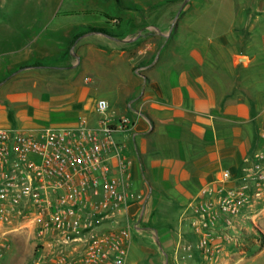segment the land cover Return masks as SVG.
<instances>
[{
	"label": "crops",
	"instance_id": "1",
	"mask_svg": "<svg viewBox=\"0 0 264 264\" xmlns=\"http://www.w3.org/2000/svg\"><path fill=\"white\" fill-rule=\"evenodd\" d=\"M152 1L160 7L152 6ZM184 1L26 0L28 7L22 8H33L37 21L19 32L13 28L7 48L0 51V56L13 61L5 65L9 74L0 81V101L4 103L7 89L6 99L17 109L34 110L36 117H28L24 129L75 126L83 121L94 127L105 117L129 118L128 129L117 138L132 161L133 191L141 176L147 181L137 191L127 217L128 222H136L132 242L134 233L143 237L154 233L162 250L176 223L177 240L171 253H165L164 264H205L210 254L198 248L204 230L194 207L200 190L219 181L223 171L231 173L233 184L244 177L248 160L264 147V56L252 54L253 25L245 36L234 22L228 32L207 37L200 22L206 9H199L195 0L183 6ZM91 2L112 10L105 13L107 22L71 20L77 11L92 14ZM240 4L241 0L235 2V21L243 20ZM249 19L252 22L254 16L249 14ZM90 27L122 36L84 34L71 47L75 36ZM260 41L264 54V34ZM239 57L246 61L239 65ZM56 60V66L45 64ZM36 63L44 66H33ZM101 99L108 101L106 114L97 111ZM9 122L2 110L0 124L13 129ZM144 187L149 191L145 196ZM249 194L253 195L251 190ZM165 204L177 205L178 215L169 207L160 209ZM247 218L239 215L234 222L245 223ZM260 221L264 227V208ZM227 228L231 234L234 228L238 231L236 225ZM245 242L239 245L251 249ZM188 245L192 248H180ZM245 247L230 250L228 259L234 261L232 254L239 258ZM141 249L149 255L127 264L156 263L151 247ZM30 251L8 249L5 242L0 264H14L16 254L18 264H25Z\"/></svg>",
	"mask_w": 264,
	"mask_h": 264
},
{
	"label": "built area",
	"instance_id": "2",
	"mask_svg": "<svg viewBox=\"0 0 264 264\" xmlns=\"http://www.w3.org/2000/svg\"><path fill=\"white\" fill-rule=\"evenodd\" d=\"M108 110L107 100L97 102L99 113ZM129 125L127 117H105L94 127L85 121L42 129L0 126V251L25 231L34 243L33 264H127V217L136 195L132 161L117 135ZM248 161L240 184L223 171L219 181L200 190L194 207L204 230L199 249L208 245V221L211 227L234 225L253 198L263 200L264 147Z\"/></svg>",
	"mask_w": 264,
	"mask_h": 264
},
{
	"label": "rangeland",
	"instance_id": "3",
	"mask_svg": "<svg viewBox=\"0 0 264 264\" xmlns=\"http://www.w3.org/2000/svg\"><path fill=\"white\" fill-rule=\"evenodd\" d=\"M167 1L170 2V0ZM195 1L197 5H199L200 7L199 9H206V11L202 14V18L200 20V22L202 23L203 32L205 36L213 37L212 33H224V32L226 33L230 30L231 25L234 22H236L237 32L241 33L242 36H245L247 32L250 34L251 31L250 30L251 27L248 26L253 25L252 39L255 42V44L253 46L252 54L257 53L260 54V56L261 55L264 56V54L261 52L263 47L260 41L262 35L264 34V6L261 5V1L263 0H241V4L239 7L241 9V20L243 18L242 21L234 20L235 19L234 9L236 7L235 2L238 3V0H214L215 3L214 4L212 3L211 5L210 2L212 0H195ZM152 2H153L152 6H155L156 8L160 7L157 6L156 3H154L156 1H152ZM80 3L82 4L81 0H78V4ZM141 3L142 2H140L139 4ZM94 4L91 2L88 5V7L91 8L92 14L91 12L85 14L81 11H77V13L72 15L71 20H75L77 22H83V21L89 22L90 24L107 22L105 13L106 12L108 13V11L110 12L112 10L105 9V6H102L97 2L95 5ZM22 6L28 7L26 0H0V51H3L5 48H7L8 44L6 46L4 45L9 35H11L13 28H15L17 32H19L21 31V28L25 27L29 22L35 21L38 17L37 15H35V13L32 12L33 8L23 9ZM128 6L130 7L131 5L129 4ZM79 8L80 7H78V9ZM249 14H252L254 16L252 22H250L251 21L250 19L247 21V16ZM237 32L235 31L236 37H238L239 35ZM261 58L263 57H260V60ZM12 62L13 61L8 59L7 57L0 56V81L3 80V78L7 74H9L5 65L6 66L13 65ZM25 71H21L20 73H23ZM8 93L9 91L7 89L3 91L4 103L0 101V112H2V110L5 111V114L10 120L9 127L13 129H19V127H21L20 130H22L24 129L22 127H24L27 124L26 122L29 121L27 120V118L28 117L33 118L35 116L34 110L24 111L20 108L17 109L19 106H17L15 102H11L10 99L9 100L6 99V94ZM1 126L4 127V125ZM242 178L244 177L241 176V178H239L235 184H240V182H242ZM146 184L147 181L144 176H141V178L137 179L135 181V186H134L135 195H138L137 191ZM230 187L231 186L227 185L228 189ZM225 191L227 192V189H225ZM148 192H149L148 189L144 187L143 195L144 196L147 195ZM135 201L136 199L133 201V203ZM263 204L264 201L262 202L253 198L252 202L246 205L244 209L245 211L243 210L241 214L247 215L248 217L247 221L245 223L234 222V225L238 226V231L235 230V228L232 230V234L235 233L234 236L230 233V230L227 228L229 225L228 223H223L220 226L219 223H216V226L211 227L210 222L209 221L208 223L206 222L207 225L205 226L206 227L205 230L210 236L208 235L209 236L208 245L202 251L205 252V254L209 253L210 258L208 260H205L206 261L205 264H234V262H238L237 264H264V227L262 226L260 221L262 215V209L264 208ZM175 206L176 207L174 206L172 207L171 205L165 204L160 206V209L169 207L170 211H172L177 216L179 213V207L177 205ZM171 218H173V216H171ZM129 224L131 225L132 230L136 226L135 220L133 222H129ZM175 224L176 223H174V228H173L175 230L172 232L170 238L171 241L168 240L171 243L169 242L168 246H166L165 248L162 247V250H159L158 245L154 241V238L156 237L154 236V233L146 235V237L139 236L134 233L133 242L131 239L132 245H131L128 261L130 263H137L140 262L142 258L144 259V257H147L149 255V252L148 255L146 252L144 253V251L141 249V246H143L144 250L150 249V247L151 249H153V253L155 254L154 258L156 261L155 264H164L166 261L165 253H167V251L171 253L174 243H176L177 240L176 237L177 230L175 228ZM165 225L169 226V228L173 226L172 222H166ZM177 225L176 227H178ZM243 239L246 241L245 243L247 244L250 243L249 246L251 247V249L250 248L246 249V247H248L246 246V244L239 245ZM163 240L165 241V238ZM9 241L12 248L18 247L19 250L20 249L22 250L23 248L25 249L30 248L31 250L30 254L24 260L25 264H30L35 254V248L32 237H30L25 231H20L13 234L9 238ZM224 241L226 243V247ZM234 241H237L236 242L237 246H234L235 243ZM159 242L162 246L161 240L158 238V244ZM244 247L246 251L241 256H239V258L237 257V255L232 254V256H236V258H234V261L232 262L231 260L228 259V254H231L230 250L232 252H234V250L235 251L244 250ZM219 248L221 249L220 253L217 252ZM2 254H3V249L2 251H0V256ZM218 255H219V259L217 261ZM19 257L20 255L16 254L12 262L14 264L20 263L21 261L19 260ZM2 263L4 264V261ZM144 264L147 263L145 262Z\"/></svg>",
	"mask_w": 264,
	"mask_h": 264
},
{
	"label": "trees",
	"instance_id": "4",
	"mask_svg": "<svg viewBox=\"0 0 264 264\" xmlns=\"http://www.w3.org/2000/svg\"><path fill=\"white\" fill-rule=\"evenodd\" d=\"M157 6H159L157 4ZM90 33H100V34H104V35H108V36H111V37H120L122 36L121 32H116V31H109L108 29H105V28H95V27H90V28H87L85 29L83 32H80L78 33L75 38H74V41L71 45V47L74 45V43L79 40L84 34H90ZM59 61H51V62H48V63H45L46 65H54L56 66L58 64ZM35 67H39V66H44V64H41V63H36L35 65H33Z\"/></svg>",
	"mask_w": 264,
	"mask_h": 264
},
{
	"label": "water",
	"instance_id": "5",
	"mask_svg": "<svg viewBox=\"0 0 264 264\" xmlns=\"http://www.w3.org/2000/svg\"><path fill=\"white\" fill-rule=\"evenodd\" d=\"M188 1H189V0H185L184 3H183V6L186 5V3H187ZM242 60H245V61H246V59H245V58H242V57H239V58L237 59V62H238L239 65L242 64V63H241Z\"/></svg>",
	"mask_w": 264,
	"mask_h": 264
}]
</instances>
